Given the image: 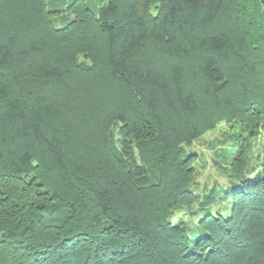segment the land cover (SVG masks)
Masks as SVG:
<instances>
[{
    "label": "trees",
    "instance_id": "obj_1",
    "mask_svg": "<svg viewBox=\"0 0 264 264\" xmlns=\"http://www.w3.org/2000/svg\"><path fill=\"white\" fill-rule=\"evenodd\" d=\"M262 116L264 0H0V264H264V159L169 218L182 145Z\"/></svg>",
    "mask_w": 264,
    "mask_h": 264
},
{
    "label": "rangeland",
    "instance_id": "obj_2",
    "mask_svg": "<svg viewBox=\"0 0 264 264\" xmlns=\"http://www.w3.org/2000/svg\"><path fill=\"white\" fill-rule=\"evenodd\" d=\"M71 18V14L62 12L51 20L55 27H61ZM78 60L85 59L80 56ZM250 128L242 130L237 118L225 117L191 143L182 145L184 154L192 159L193 174L188 188L200 195L191 204L177 205L169 218L178 222L189 237L198 231L197 223L205 214L200 203L207 192H210L208 196L218 197V207L227 214L228 200L224 199V192L228 184L234 179L251 178L258 170L264 159V116ZM113 141L116 143V138ZM238 152H244L245 161L241 172L231 174L230 165L237 160Z\"/></svg>",
    "mask_w": 264,
    "mask_h": 264
}]
</instances>
